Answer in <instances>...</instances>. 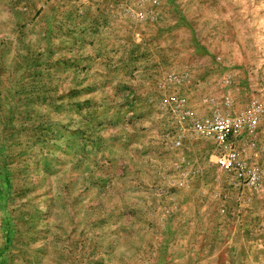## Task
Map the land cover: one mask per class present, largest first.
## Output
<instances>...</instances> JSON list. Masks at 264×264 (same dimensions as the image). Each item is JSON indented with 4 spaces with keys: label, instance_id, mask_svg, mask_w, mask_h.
I'll return each instance as SVG.
<instances>
[{
    "label": "rangeland",
    "instance_id": "374dc122",
    "mask_svg": "<svg viewBox=\"0 0 264 264\" xmlns=\"http://www.w3.org/2000/svg\"><path fill=\"white\" fill-rule=\"evenodd\" d=\"M0 264H264V0H0Z\"/></svg>",
    "mask_w": 264,
    "mask_h": 264
},
{
    "label": "built area",
    "instance_id": "2783aa9c",
    "mask_svg": "<svg viewBox=\"0 0 264 264\" xmlns=\"http://www.w3.org/2000/svg\"><path fill=\"white\" fill-rule=\"evenodd\" d=\"M199 126L203 131L208 133L213 132L216 140L220 144H227L229 142L230 135L238 130L232 119L226 116L207 118L205 121L200 123ZM235 161L236 159L232 161L231 159H226L224 156L220 159V162L226 168H232Z\"/></svg>",
    "mask_w": 264,
    "mask_h": 264
}]
</instances>
